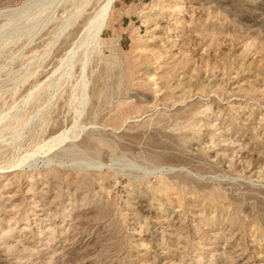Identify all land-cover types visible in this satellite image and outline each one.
<instances>
[{
    "label": "rangeland",
    "instance_id": "374dc122",
    "mask_svg": "<svg viewBox=\"0 0 264 264\" xmlns=\"http://www.w3.org/2000/svg\"><path fill=\"white\" fill-rule=\"evenodd\" d=\"M106 1L0 0V264H264V0Z\"/></svg>",
    "mask_w": 264,
    "mask_h": 264
},
{
    "label": "bare ground",
    "instance_id": "6f19581e",
    "mask_svg": "<svg viewBox=\"0 0 264 264\" xmlns=\"http://www.w3.org/2000/svg\"><path fill=\"white\" fill-rule=\"evenodd\" d=\"M105 1V0H104ZM106 5H103V9L100 11V12H98V14L96 15V19H95V21H92L91 23L93 24V26L95 25H97V23H98V20L103 16V15H105L104 13H107V15H108V12L107 11H109L110 12V10H107L108 8H110L111 6H112V0H107L106 1ZM105 4V3H104ZM106 15V16H107ZM104 17V16H103ZM92 19V18H91ZM104 19H105V17H104ZM101 21H103V19L102 20H100V23H101ZM105 21V20H104ZM105 23V22H104ZM101 26H104V25H102V23L100 24ZM88 26V25H87ZM94 26V27H95ZM97 27V26H96ZM98 28H102V27H100V26H98ZM99 29V30H100ZM86 30V29H85ZM87 32V31H86ZM68 63V62H67ZM65 139V137H63V135H61V136H59L57 139H55L54 141H56V143L57 144H59V143H61V142H63V140Z\"/></svg>",
    "mask_w": 264,
    "mask_h": 264
}]
</instances>
